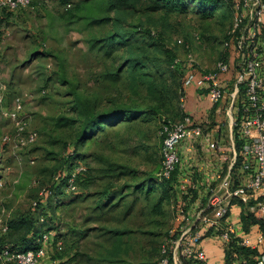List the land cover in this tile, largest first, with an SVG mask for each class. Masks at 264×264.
<instances>
[{"label": "rangeland", "instance_id": "rangeland-1", "mask_svg": "<svg viewBox=\"0 0 264 264\" xmlns=\"http://www.w3.org/2000/svg\"><path fill=\"white\" fill-rule=\"evenodd\" d=\"M198 1L184 0L182 8L164 0H74L67 8L65 0H31L12 12L0 9V244L27 247L52 227L49 233L59 232L63 250L56 262L48 254L41 264H160L163 245L171 251L179 236L170 232L177 204L169 185L155 184L161 117L183 115L179 90L188 60L197 70H211L218 60L229 61L230 43L247 40L243 23L234 28L227 1L217 0L212 12ZM107 38L125 44L109 52ZM256 43L264 75L263 31ZM165 48L177 66L166 62ZM16 97L19 120L38 134L32 143L18 140L15 122L5 114ZM150 106L151 114L80 138L88 109ZM225 118L222 113L219 144L226 148ZM201 140L185 143L190 151L181 157L183 172L212 157ZM74 150L80 163L68 169ZM77 165L89 171L77 191L56 187L49 193L57 176ZM20 220L24 225L14 227Z\"/></svg>", "mask_w": 264, "mask_h": 264}, {"label": "built area", "instance_id": "built-area-1", "mask_svg": "<svg viewBox=\"0 0 264 264\" xmlns=\"http://www.w3.org/2000/svg\"><path fill=\"white\" fill-rule=\"evenodd\" d=\"M74 0H67L65 6H71ZM31 0H0V9L15 11L27 6ZM234 28L243 23L247 40L235 45L238 54V71L231 84H221L222 75L229 71V62L220 59L214 68L208 71L197 70L191 60L187 61L188 69L182 77L185 89L193 86L204 89L213 104L225 102V125L229 131L227 148L221 147L219 140L206 137L207 148L216 161L211 177L205 183L204 204L190 214L179 210L175 217V228L171 233L179 232L172 243L171 251L163 245L164 257L160 264H182L183 257L191 264H208L205 252L201 247L202 227L214 229L223 241L235 240L240 246L261 251L257 264H264V75L261 74V54L258 51V36L264 25V0H237L234 5ZM181 43V40H177ZM243 87V91L240 88ZM2 85L0 83V102ZM242 93V97L240 96ZM185 95L181 96L184 106ZM21 101L16 97L13 106L5 114L15 122L18 140L21 143H32L38 137L35 130L25 129L24 122L19 120ZM224 129V126H223ZM223 131V130H222ZM221 131V132H222ZM235 131L241 139L237 151ZM162 136L160 151L159 176L168 178L181 163L179 147L190 141L203 137V128L194 122L189 113L172 123L165 124L159 131ZM222 136V135H221ZM226 136V135H225ZM237 159L239 161L237 162ZM83 165H77L67 180L66 188L76 189L75 174L84 171ZM198 182L187 174L182 175L179 189L188 193L197 189ZM236 200L242 205L241 214L256 218L262 228L251 238L243 234L240 224L229 222L231 202ZM53 234L49 231L42 235L40 246L36 249L15 250L10 246L0 248V262L12 264H41L46 254V244ZM57 249L63 247L61 239H55ZM177 250L179 253H177Z\"/></svg>", "mask_w": 264, "mask_h": 264}, {"label": "trees", "instance_id": "trees-1", "mask_svg": "<svg viewBox=\"0 0 264 264\" xmlns=\"http://www.w3.org/2000/svg\"><path fill=\"white\" fill-rule=\"evenodd\" d=\"M66 1L67 0H65L64 3H66ZM164 1L171 7L180 6L182 8H185V6H186V4L184 3V0H164ZM225 1H227L230 4V7L232 8L233 12L235 13L234 5H235V3H237V0H225ZM73 2H72V4H73ZM72 4H71V6H72ZM198 5L200 7H202V10L205 11L208 9L209 12L210 11L212 12L213 10H216L219 8L217 0H209V1L200 0V1H198ZM2 11H9V10L2 9ZM9 12H12V11H9ZM263 29H264V25L262 27L261 32L262 31L264 32ZM123 44H125V39H122V41H113L112 38H107L106 41H103V45L108 49L109 52H111L113 49H115V47H123L122 46ZM164 53H165L164 59L166 60V62L171 67L177 66L175 64V56L171 55V51L168 48H165ZM235 54H236L235 58H239L236 51H235ZM130 60H132L134 62V64H136L135 60H133V59H130ZM237 71L234 74L232 72V75L229 76L227 79L222 78L220 80L221 84H225V83L231 84L232 80H234V77H235ZM184 90L185 89L182 86V81H180V90H179L180 96H182L184 94ZM184 101H185V98H184ZM225 102H226L225 98H223V100L219 104H212V106H210V108L208 110L207 115L204 118L201 117L200 121H198L199 120L198 118L196 119L194 116L189 114V115H191L194 122L199 123L202 126V128L204 125L207 126V128H205V129L203 128L204 139H205V137H209L212 134L219 135L220 130H221V127L219 126V124H221V122H222L221 115H222V113H224ZM182 107L184 108V106H182ZM151 110H152V106H150V108H147L144 110H139L136 108H129V109L125 108L124 109V108H120V107H113V108H110V109H107L104 111H96L94 109H92V110L88 109L87 110L88 114L84 117V119L82 121L80 138L84 139L87 137L94 136L96 134V132L99 131L101 128H103L104 125H106V124L107 125L115 124L116 122H118L121 119L132 120V119L136 118L139 114H142V113L151 114V113H153V111L151 112ZM182 112H183V114L187 113L185 111V109H183ZM182 116H181V118H182ZM174 121H176V120L170 119V118H165L164 116H162L161 122H160V129L163 125L172 123ZM205 123H207V124H205ZM216 124H218V125H216ZM237 135H238V132L235 131V147L238 151L242 141L240 138H238ZM215 137H217V136H215ZM78 159H80V158H79V154L77 153V150H74L73 152L69 153L68 158L66 160L68 162V166H69L68 169H71V167H73V165L75 166L77 163H80V161H77ZM238 161H239V159H237V162ZM83 166L85 167V170L81 171V172L78 171L75 174V183H77L76 189H77V185L79 183L85 182V180L87 178H89L88 167L86 165H83ZM191 169H194V168H191ZM70 174L71 173L66 174V176H64V177H63V175L57 176L56 181L54 183V187L49 190V193L55 194V188L56 187L61 188V189L63 188L67 192H76L77 191L76 189L74 191H70L69 189L66 188V183H67V180H68ZM185 174L192 177L193 181H195L197 178V177L195 178L193 172L187 171ZM182 175H184V173H183V170L180 169V164H179V165H177L175 170L171 173V175L168 178L160 177L159 173H158L157 177L155 178V184L160 186V187H163L165 185H169L172 188V191L174 194V199H175L176 204H177L176 214L178 213L179 210H183L185 213L190 214V212H193L195 209H197L198 207H200L204 204L205 198H204V195L202 196V193L204 191L206 180L205 179L202 180V178L201 179L197 178L199 180V184H198L197 189H189V192L185 194L179 189V181H180ZM124 190H125V188H124ZM44 196H47V194ZM44 196L39 197V199L37 201V203H38L37 206H40L43 203L42 200L44 199ZM241 220H242V223L244 224L245 230L248 229L249 224H258L259 229L262 228V225H260L259 221L256 218H253L252 216L241 215ZM40 222H41V224L47 223L46 220H42V221L40 220ZM23 225H24L23 220L16 221L13 223L14 227H21ZM51 229H53V228L52 227H46V228H44L43 231L34 235L32 237V242H31L30 246L21 247L19 244L15 243V242L6 241V242L0 244V248H2L6 244H10L12 249H15V250L36 249L40 246V243H41L40 241H41L42 235ZM61 238L59 236V232H57V231H56V233H54L51 236V238H49V240L47 241V244H46V254L42 259H44L49 254V255H51V258L53 260L51 263L56 262L55 260L57 258V254L60 253V251L63 250V248L61 250L57 249V247L55 245V239H61ZM234 241L232 243H229V246L231 248L227 249V253L225 255L226 256V264H231V261H230L231 251L232 252L235 251V253H237L240 257H242V259H244V262H245L244 264H257V258L259 257L261 251H259L257 249H255V250L248 249L246 247L238 245L237 243H234ZM62 244H63V240H62ZM186 262H188L187 264H191L189 261H186Z\"/></svg>", "mask_w": 264, "mask_h": 264}, {"label": "crops", "instance_id": "crops-1", "mask_svg": "<svg viewBox=\"0 0 264 264\" xmlns=\"http://www.w3.org/2000/svg\"><path fill=\"white\" fill-rule=\"evenodd\" d=\"M228 50H229V55H230L229 61H228L230 69L227 73H224L222 75V78L224 79H227L229 76H231L232 72L234 74L238 70V67H239L237 66L238 60L237 58H235L236 50H235L233 43L229 44ZM184 94H185V101H184L185 111L191 114L192 116H194L196 119L198 118L199 119L198 121H200L201 117L204 118L207 115L208 110L210 106H212L213 103L209 100L208 95L203 89H197L193 86H188L185 88ZM214 135L215 134L210 135L209 138L214 139V137L217 136L215 137V139L219 141H222V139L224 140V138L221 137V135H223L222 132L219 133L220 136L219 135L214 136ZM204 140H205L204 138H202L201 140L203 142V146L205 145ZM185 145L186 144L184 143L179 147V154L182 158L183 156H186L187 152L190 151V148ZM226 149L228 152L229 149L227 147ZM182 162L183 161L181 159V163ZM181 163H180V169H181ZM215 165H216V161H214L212 158H208L204 160L202 159L199 163H196L194 165L195 166L194 169H190L191 171H188V170L186 171L193 172L195 178L196 177L200 179L202 178V180L205 179L207 182V180L212 175ZM183 173L185 174L186 172H183ZM197 178H196V181L199 184V180ZM241 209H242V205L238 203L236 200H233L230 206V215L228 216V221L240 224L243 234H249V236L253 238V236L256 235L257 231L260 230L259 225L249 224L248 229L245 230L244 224L242 223V220H241V215H242ZM202 232H203V236L201 240V247L203 248L205 252V256H206V260L208 264H226L225 255L227 253V249L231 248L229 246V243H226L225 241H223L214 229H210L207 226L202 227ZM233 241L234 240H232L230 243H232ZM234 243H236V241H234ZM230 261H231V264H244L245 263L244 259H242V257H240L237 253H235V251L233 252L231 251Z\"/></svg>", "mask_w": 264, "mask_h": 264}]
</instances>
